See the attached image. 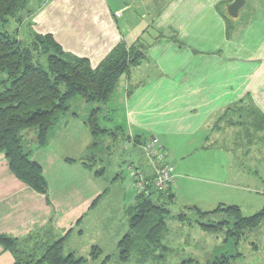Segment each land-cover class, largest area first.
<instances>
[{
  "label": "crops",
  "instance_id": "crops-1",
  "mask_svg": "<svg viewBox=\"0 0 264 264\" xmlns=\"http://www.w3.org/2000/svg\"><path fill=\"white\" fill-rule=\"evenodd\" d=\"M233 1L159 0L155 8L146 9L136 6L141 0H43L34 9L27 6L29 16L24 25L29 22L32 31L51 34L65 52L87 58L92 67L120 42L145 46L144 60L119 79L111 97L121 102L123 109L119 108L114 128L121 129L119 138L126 142L152 136L160 141L166 158L174 165L168 194L154 195L161 203H178L183 209L185 203H191L202 211L218 204L238 206L229 198L231 190H249L230 181L246 179L244 172L249 169L232 163L218 165V156H231L233 151L251 161L264 156L263 126H253L254 116L264 120V16L254 13L257 0H243L237 17L231 20L220 3ZM64 116L49 131L44 148L24 147L41 166L48 187L46 196L15 178L0 153V234L21 241L31 236L24 241L30 251L67 235L65 247L69 239L82 238L94 227L96 237L84 242L85 249L98 246L103 252L115 250L128 231L127 219L123 217L119 223L116 219L118 215L121 219L128 207L120 203L103 213V175L94 174L83 164L86 151L72 156L66 153V145L55 142L60 141L57 134L66 128L61 123L74 121ZM245 120L251 129L238 148L213 144L217 134L219 138L232 137L237 127L247 123ZM89 134L87 131L86 146L93 142ZM170 137L202 140L194 153L208 156V164L202 168L203 176L192 178L203 182L192 192V196H202L200 202L178 198L187 176L178 174L183 158L174 160L176 165L170 160L166 149L170 148ZM119 138L113 136L115 143ZM22 142L24 146V138ZM201 148L202 153H198ZM138 159L136 163H141V157ZM103 220L111 223L108 226L101 223ZM190 227L194 235L200 234H196L197 228L202 230L198 225L196 229ZM66 253L75 255L74 250ZM13 261V255L0 247V264Z\"/></svg>",
  "mask_w": 264,
  "mask_h": 264
},
{
  "label": "trees",
  "instance_id": "trees-1",
  "mask_svg": "<svg viewBox=\"0 0 264 264\" xmlns=\"http://www.w3.org/2000/svg\"><path fill=\"white\" fill-rule=\"evenodd\" d=\"M28 2L29 0H0V73L6 76L0 82V152L3 153L15 178L46 196L47 182L41 166L33 161L29 152L24 149L22 132L34 128L36 145L39 148L44 147L48 133L58 117L68 111V102L80 95L85 102L106 103L113 96L119 79L144 60L145 46L140 43L126 46L120 42L96 67H92L87 58L65 52L51 34L32 31L29 22L24 25L23 22L29 16ZM11 19L19 24V29L8 32L5 27ZM24 26L27 32L22 40L19 32ZM258 117H253V126H263L264 130V120L261 122ZM87 126L94 135L93 145H96L94 139L100 132L108 131L100 125L98 108L90 111ZM90 160L95 161L93 154L86 156L83 164L89 167L87 161ZM101 172L103 171L96 173ZM154 197L137 195L136 203L128 208V214L132 212L128 217L129 229L116 245L120 261L128 259L134 245L132 232L142 228L147 220L154 217L155 223L150 226L149 234L145 235L149 241L159 226L164 227L163 217L170 212L167 208L168 202L161 203ZM167 198L169 202L173 199L171 194ZM187 210L197 215L195 223L203 231L216 233L231 224L228 234L237 237L256 227L264 219V206L250 216H243L236 205L218 204L210 211L191 206L187 207ZM219 213H224L227 218L211 220ZM175 217L184 221L188 215L182 211ZM66 236L30 253L24 241H28L31 236L21 241L0 234V247L13 255L12 264H89L88 262L97 261L103 255L98 246L90 248L88 258L75 256L73 253L63 254ZM38 251L42 252L37 258ZM231 257L221 255L206 264H230ZM109 260L110 256H104L99 264H106ZM179 264L199 263L193 258H188Z\"/></svg>",
  "mask_w": 264,
  "mask_h": 264
},
{
  "label": "rangeland",
  "instance_id": "rangeland-1",
  "mask_svg": "<svg viewBox=\"0 0 264 264\" xmlns=\"http://www.w3.org/2000/svg\"><path fill=\"white\" fill-rule=\"evenodd\" d=\"M29 1L30 2L27 6L30 7V9H34L37 4L43 0ZM158 2L159 0H141V2L136 4V6L145 7L144 9L155 8L157 4L154 3ZM220 4L222 5L221 7L224 11L227 12L229 4L226 5V2H222ZM254 13L259 17L264 16V0H257V6ZM229 19L233 20L230 17ZM5 28L8 32H13L15 29H19V24L14 19H11ZM26 32L27 28L25 26L21 28L19 34L22 40L25 39ZM142 39L145 40L144 37ZM42 60H44V58H42ZM5 78L6 76L3 73H0V82H2ZM118 87L119 84L115 90H117ZM0 90H2V85H0ZM116 100L117 99L111 98L103 104L98 102H85L80 95H77L68 102V111L59 116L57 119H60L59 121H61L63 117H66L64 115H67L72 117L71 119L74 121L72 123L69 122L68 125L67 123L63 124L60 122L61 126L66 128L63 129L62 133L57 134L56 137H58L60 141L55 139V142L66 145L68 147L67 149L65 148L66 153L71 154L72 156H77L84 151H86V156L93 154L95 161H87V164L90 165L89 167L94 174L98 171H103L99 173L100 176L103 175V180L101 181L105 188L104 196H106L104 202L101 204L103 213H107V209L112 206L118 207L120 203L121 206L124 203V205L129 208L137 201V194L132 187L131 180H128L130 179L129 173L128 171H125V169L126 164L131 160L135 163L139 162L140 159L138 158L141 157V152L139 153L138 149H136L137 147L129 145L126 142V139L122 140L119 138L121 129L119 130V127L114 128V124L118 122L120 117V112L118 111L120 109L123 111V109L119 107L121 102L118 103ZM95 108L99 109L100 125L108 131L107 133H99V136L94 139V141H96V145L91 143L89 146H86L87 131L90 133L89 137L91 135L92 139L94 138V135L87 126V120L90 111ZM245 122L247 123L242 124V127L236 128V132L232 135V137L219 138V135L217 134L216 137L213 138V144L216 147H222L229 144V147L234 146L238 148L240 146L239 144L244 142L243 137H245V132H250L251 129V125L248 124L249 121L245 120ZM59 127L60 124H58L57 128ZM215 131H217V129H215ZM22 136L24 138L25 148L31 150L38 147L35 142L36 131L34 128L24 130L22 132ZM113 136L119 138L117 140L118 143H115ZM212 136L214 137V135ZM197 140V137H194L193 139L170 137L168 139L170 148H166L168 150L170 160L175 165L176 162L174 160L183 158L184 162L180 164L178 174L181 177L187 176V178L183 181L184 185L182 189L176 192L178 198L188 200L190 202L192 200H195L194 202H200L202 200V196H192V192L195 188L200 187L203 182L192 178L200 175L203 176L204 172H202V168L204 165L207 166L208 164V156L205 154L196 156L194 153L199 149V145L202 144L201 139ZM203 146L206 147L207 145L205 144ZM259 146L263 147L261 142H259ZM198 153H202V148L201 151H198ZM217 154L218 153H216V155ZM218 159V165H224V167H226L229 163H232L237 168L244 167L249 169L248 172H244L247 177L246 179L238 178L230 181L234 183L235 186L247 188L249 192L247 190L236 191L233 189L231 190L232 197L229 198L234 203L238 204L243 216H250L257 213L264 206V156L261 160L251 161L250 157L236 156V152L233 151L231 156H226L224 153H221V155L218 156ZM181 161L182 160H180V162ZM183 164L185 166H183ZM251 170L253 171V174ZM126 190H128L129 193H126ZM185 204V209L179 207L178 203H169L167 205L170 212L163 217L164 227L159 226L158 230L154 231L153 237L150 241L145 238V235L147 233L149 234V230L151 228L150 226L153 224L155 225V223H153L154 217L147 220V222L143 224L144 226H142V228L132 232L134 245L130 250L127 260L120 261L117 254L118 251L115 249L103 252V255L99 258V260L88 263L99 264L104 256H110V260L106 264H179L181 261L188 258L195 259L199 264H206L207 262L213 261L217 257L219 258L221 255H228L232 256L230 258V264H264V219L256 227L243 232V234H240L238 237L236 235L228 234V231L232 227L231 224H228L222 231L207 233L197 228V224L195 223L196 219H198L197 215L194 212L187 210V207H191L194 204ZM128 208L125 210V216L122 215L121 219L118 215V219H116L118 220L117 223L121 221L123 222V217H125L128 224V217L132 214V212L128 214ZM181 208L187 213L188 217L185 218L186 220L180 222L178 218L173 216V214H179L183 211ZM226 218L227 216L224 213H219L211 220L218 221L219 219ZM101 223H107L109 226L111 220H103ZM190 225H192L194 229L197 228L196 234H200L194 235L195 230L191 233ZM79 229L80 226L76 227L75 231L77 232ZM96 231V228L92 227V231H89L82 238L75 237L73 239H69L63 249V254L66 255V252H69V250H74L75 256L88 258L86 254H88L87 250L89 249H85L84 242L88 243L89 239L95 238ZM33 250L34 249L30 250V253H33ZM41 252L42 251H38V253L36 252L37 258L40 256Z\"/></svg>",
  "mask_w": 264,
  "mask_h": 264
},
{
  "label": "built area",
  "instance_id": "built-area-1",
  "mask_svg": "<svg viewBox=\"0 0 264 264\" xmlns=\"http://www.w3.org/2000/svg\"><path fill=\"white\" fill-rule=\"evenodd\" d=\"M132 141V142H131ZM127 142L141 152V163L128 162L126 170L137 195L145 198L167 194L174 180V166L168 162L166 153L157 137Z\"/></svg>",
  "mask_w": 264,
  "mask_h": 264
},
{
  "label": "water",
  "instance_id": "water-1",
  "mask_svg": "<svg viewBox=\"0 0 264 264\" xmlns=\"http://www.w3.org/2000/svg\"><path fill=\"white\" fill-rule=\"evenodd\" d=\"M243 0H234L232 3H230L227 7V14L231 18L237 17L238 11L243 5Z\"/></svg>",
  "mask_w": 264,
  "mask_h": 264
}]
</instances>
